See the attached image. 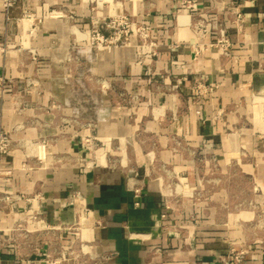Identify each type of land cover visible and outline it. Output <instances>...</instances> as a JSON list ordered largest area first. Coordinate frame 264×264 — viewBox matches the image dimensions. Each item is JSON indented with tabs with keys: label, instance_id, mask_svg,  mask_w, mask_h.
I'll list each match as a JSON object with an SVG mask.
<instances>
[{
	"label": "crops",
	"instance_id": "crops-1",
	"mask_svg": "<svg viewBox=\"0 0 264 264\" xmlns=\"http://www.w3.org/2000/svg\"><path fill=\"white\" fill-rule=\"evenodd\" d=\"M193 1L197 11L226 12L234 0ZM236 1L245 26L239 32L227 23L232 47L223 56L218 47L193 54L184 0H16L9 20L0 0V128L13 139L0 160V195L40 192L46 220H79L78 229L61 230V244L93 240L110 256L94 264H225L228 240L242 236L233 222L239 214L218 204L225 194L191 203L189 190L202 189L208 158L221 169L232 160L237 172L252 175V189L261 191L254 199L264 204V0ZM121 14L150 26L156 54L138 60L131 47L92 46L93 26L111 35L106 23ZM98 74L115 81L110 94L134 92V105L106 94L97 103L94 85L81 90L72 82ZM34 77L44 84L31 85ZM199 81L211 89L198 94ZM41 141L42 162L34 154ZM248 145L250 160L241 150ZM106 151L119 158L90 163ZM35 207L32 197L0 200V236L9 238L14 221ZM52 236L1 247L0 264L52 250ZM245 249L239 264H264L260 243Z\"/></svg>",
	"mask_w": 264,
	"mask_h": 264
},
{
	"label": "built area",
	"instance_id": "built-area-1",
	"mask_svg": "<svg viewBox=\"0 0 264 264\" xmlns=\"http://www.w3.org/2000/svg\"><path fill=\"white\" fill-rule=\"evenodd\" d=\"M16 0H1V6L4 11L5 19L11 18V10L15 6ZM184 5L189 9L188 19L191 30L193 31L196 41L193 43V54L198 55L203 49L209 47H218L221 50L223 56H229L231 54L232 41L228 34L227 23H230L235 27L237 31H242L245 26L244 12L238 1H232L230 7L226 12H220L215 9H205L203 11L196 10V3L193 0H184ZM121 21H118L116 19ZM126 15H119L118 17L111 18L106 25L111 28H117L118 25L123 27L125 34L128 31L137 33L142 39L141 46H150L152 54H156V47L158 43L151 37L150 26L145 23L137 24L136 22L125 21ZM213 35V39L207 40V37ZM90 38L92 41L98 40V43H102L107 40V37L98 29L97 26H93L91 29ZM127 39V36L125 37ZM0 77V82H2ZM198 94L211 89L210 85H207L201 81L196 83ZM13 139L3 129L0 128V160L4 154L12 149ZM36 144L37 152L34 153L36 158L42 162L45 159L44 147L45 142L41 141ZM92 164V161L90 162ZM24 168H31L26 163L22 164ZM85 167V166H84ZM135 192H138V187H133ZM36 199V207L27 212L24 218L14 221L10 228V237L4 238L0 236V248L12 244L14 249H20L23 242L29 240L33 235L42 232H50L53 236L48 239V250L46 252L36 251L31 254H20L22 258L21 264H94L93 261L97 259L109 258V253L98 249V244L93 240H88L82 237H76L70 244L63 246L61 244L62 234L61 230H73L78 229L79 220L75 223L66 222H50L45 219L40 209L41 193H33L30 195L24 194H10L4 193L0 195V200L10 202L13 199ZM86 212V211H85ZM247 255V250L234 243H229V248L225 254L223 260L225 264H239Z\"/></svg>",
	"mask_w": 264,
	"mask_h": 264
},
{
	"label": "rangeland",
	"instance_id": "rangeland-1",
	"mask_svg": "<svg viewBox=\"0 0 264 264\" xmlns=\"http://www.w3.org/2000/svg\"><path fill=\"white\" fill-rule=\"evenodd\" d=\"M125 15V14H121ZM119 16V15H118ZM116 16V17H118ZM127 16V15H126ZM113 19V17H112ZM110 20V18H109ZM118 21V18L116 19ZM125 21H133L137 24H140L139 21H137L134 18H131L130 16H127L126 18H123ZM111 35H105L107 37V40L103 41L102 43H98V40L92 41V46L96 50H103L108 49L110 46L114 45H121V46H127L131 47L133 50L134 57L140 59V57L147 55V53L150 52V46L143 45L141 46L142 39L139 37L137 33H134L133 31H128L126 34L123 31V27L121 25H118L117 28H112ZM101 31V30H100ZM103 33V31H101ZM91 35V33H90ZM127 36V39L125 38ZM131 38L135 39V43H132ZM79 66H83L81 63ZM69 80V79H67ZM31 85L35 86H41L43 85V79L39 77H34L30 79ZM73 83L78 84L80 86V89H83V86L94 85L96 90V101L97 103L103 102V96L105 95L108 98V101L114 102H124L125 105L132 106L135 103V95L134 92H121L118 91L115 94H110L109 87L110 86H116L115 81L112 79H109L107 77H104L103 75L96 76L94 79L90 78L88 79L86 76L79 79L72 80ZM67 83V82H66ZM69 85L71 84V80L68 81ZM93 83V84H92ZM118 86V85H117ZM104 90L106 92L104 93ZM121 92V93H120ZM104 93V94H103ZM80 98H84V93H80ZM86 112V111H85ZM104 110L98 108L96 109V116L103 115ZM130 118H133V114L131 113ZM96 117V118H97ZM99 122L95 121V130L97 131L99 127ZM242 126H247V123H243ZM250 127V126H249ZM240 128V127H238ZM96 136L97 133H94ZM94 137L93 144L95 146V149L102 148V141L98 139V137ZM156 147L158 144L156 142H153ZM251 148V145H248V147H243L241 150L245 152V158L246 160H250L248 158L246 149ZM103 156H99L98 153H95V156H93L90 160L93 164H95L97 161L101 163H110L111 161L115 160V158H119L118 155L111 154L109 151L103 152ZM119 161V159H118ZM156 161V160H155ZM203 163V162H202ZM204 164V163H203ZM159 166L165 165L163 162H159ZM237 163H234L232 160L227 164L226 168L221 169L218 165V162L214 158H208V170L207 172L200 174L199 177V183H201V188H190V200L191 203L195 201H200L206 199L207 201H210L211 197L215 193H220L221 196L224 194L226 195V199L222 202H219L218 204L221 207H226L232 212V214H239L236 216L238 218L237 220H234V225L238 226L241 230V237L238 240H232L229 239V243H234L237 246H240L242 248H245V245L252 242L260 243L264 247V204L260 201H255L254 195L261 193L260 190H253L252 189V182L253 178L252 175L242 172H237ZM211 204V203H210ZM252 212L253 215L250 219H242L241 217H245L243 215V212Z\"/></svg>",
	"mask_w": 264,
	"mask_h": 264
},
{
	"label": "bare ground",
	"instance_id": "bare-ground-1",
	"mask_svg": "<svg viewBox=\"0 0 264 264\" xmlns=\"http://www.w3.org/2000/svg\"><path fill=\"white\" fill-rule=\"evenodd\" d=\"M28 22V21H27Z\"/></svg>",
	"mask_w": 264,
	"mask_h": 264
}]
</instances>
